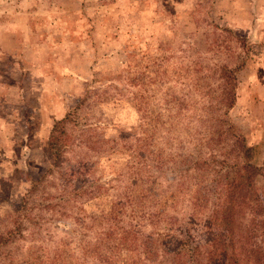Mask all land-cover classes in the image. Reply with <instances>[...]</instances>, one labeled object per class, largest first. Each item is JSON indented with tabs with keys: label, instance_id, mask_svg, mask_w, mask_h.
Here are the masks:
<instances>
[{
	"label": "rangeland",
	"instance_id": "1",
	"mask_svg": "<svg viewBox=\"0 0 264 264\" xmlns=\"http://www.w3.org/2000/svg\"><path fill=\"white\" fill-rule=\"evenodd\" d=\"M191 61L202 65L199 77L211 75L219 67L236 71V102L226 120L230 133L252 147L250 163L259 169V175L238 192L244 216L230 262L264 264V0H0V235L14 230L22 219L19 210L24 197L53 168L48 148L53 126L81 100L86 97L76 114L81 125L92 126L89 137L116 139L141 128L138 100H132L136 94L130 95L137 88L126 85L128 78L160 73L159 83L145 86L155 92V98L142 92L150 97L144 98L148 108L159 115L163 125L158 134L161 138L149 151L160 154L164 163L180 155L197 158L186 142L191 140L190 133L204 128L192 118L210 117V113L201 108L199 97H193L187 110L165 105L171 100L165 95L168 88L178 95L188 94L189 89L166 82L162 75H171L180 64ZM203 82L215 91L217 82L211 77ZM97 90L104 95L98 97ZM195 104L200 106L193 108ZM70 133L75 142L64 159L73 162L80 154L76 145L81 130L75 126ZM166 134L174 139V146H166ZM205 153L202 158L210 151ZM234 157L228 159L230 166L244 163L242 157ZM111 158L115 169H120L126 154L115 153ZM68 164L64 161L62 169L69 168ZM102 172L95 177H106L110 168ZM171 173L167 170L163 176L170 180L176 171ZM197 175L192 173L190 178V196L196 198L212 191L214 185L212 174L201 180ZM192 197V204L183 203L186 213L188 208V213L195 211ZM99 199L84 203L86 215H99L101 205L109 209L111 193ZM222 200L215 191L208 194L204 210L189 218L188 224L195 222L190 231L198 251L196 264H206L204 220ZM56 225L26 221L23 232L30 235L45 228L43 239L52 237L58 242L64 229ZM213 228L218 233L219 228ZM149 231V227L143 230L145 235ZM44 243L38 246L54 248ZM21 246L25 254L38 249L28 239ZM11 249L15 251L12 245L5 252Z\"/></svg>",
	"mask_w": 264,
	"mask_h": 264
},
{
	"label": "trees",
	"instance_id": "2",
	"mask_svg": "<svg viewBox=\"0 0 264 264\" xmlns=\"http://www.w3.org/2000/svg\"><path fill=\"white\" fill-rule=\"evenodd\" d=\"M192 53L197 54L198 51ZM175 69L171 75H166V72H162V75L166 82L175 85L179 83L184 89H189L188 94L178 95L168 88L169 93L165 95L171 100L165 105L187 110L193 97H199L203 103L201 108L210 113V117L205 115L196 117L201 119L192 118V122L204 128L195 130L194 135L190 133L191 140L186 142L194 149L197 158L180 155L164 163L160 154L149 151V147H153L154 142L161 138L158 134L163 125L159 115H154L146 101L150 97L155 98V92L145 86L159 83L160 73L154 76L147 73L145 77L143 73L126 81L127 86L137 88L130 95L136 94L132 100H138L141 124L138 131L126 136L107 140L89 137L93 133L92 126L81 125L76 114V109L84 105L85 97L74 111L53 126L48 144L54 158L53 168L48 176L33 183L24 197L19 210L22 219L17 221L14 230L6 236L0 235V264H196L198 251L193 246L194 239L190 231L195 222L193 220L188 224V221L198 211L204 210L208 194L214 191L223 200L215 205L211 215L204 220L208 232L204 249L205 262L231 264V255L234 254L232 248L244 216L243 200L238 192L259 175V169L250 163L252 147H248L242 137L230 133L231 125L226 120L228 110L236 102V71L219 67L211 75L199 77L197 74H201L204 69L198 61L180 64ZM210 77L217 82L215 91H211V85L203 82ZM109 87L119 90L113 85ZM95 92L98 97L105 93L100 94L98 90ZM116 92L121 94L120 91ZM142 92L150 94V97H145ZM213 94L216 95L213 101L208 100ZM199 106L195 104L193 108ZM75 126L81 130L76 145L80 154L75 157V161L70 162L64 159V155L73 149L75 137L70 131ZM164 138L166 146L175 145L172 143L174 139L167 134ZM205 150L210 153L208 157L202 158L207 154H204ZM115 153L126 154L125 163L120 169H115V164L110 162L111 155ZM232 155L234 158L242 157L244 163L230 166L227 162ZM177 159H181L179 165H176L179 162ZM64 161L69 163V168L62 169ZM168 162H175V165L169 167L171 163ZM107 167L110 172L106 177H95L96 173ZM167 170L171 174L176 171L170 180L163 176ZM192 173L198 174V180L212 174V191L197 198L190 196ZM51 191L61 192L50 195ZM109 193L112 196L109 209L101 205L99 215H86L82 209L84 203L100 200V196ZM190 197L194 201L193 214L188 213V206L187 213L183 208L184 202L192 204ZM69 218L71 223L68 224ZM26 221L40 226L42 223L55 222L56 228L63 227L64 235L58 242L52 237L46 241L43 239L45 228L25 235L23 231L27 230ZM214 226L219 228L218 233L214 232ZM147 227L150 231L145 235L143 230ZM26 239L33 244L37 243L38 249L23 253L21 243ZM44 242L47 245L53 244L54 248L38 246ZM12 245L15 251L11 249L5 252Z\"/></svg>",
	"mask_w": 264,
	"mask_h": 264
}]
</instances>
